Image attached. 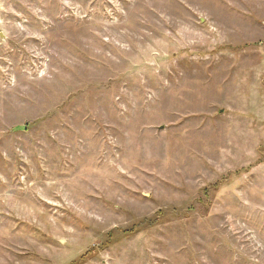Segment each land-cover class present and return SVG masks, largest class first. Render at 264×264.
I'll return each instance as SVG.
<instances>
[{"label":"rangeland","instance_id":"374dc122","mask_svg":"<svg viewBox=\"0 0 264 264\" xmlns=\"http://www.w3.org/2000/svg\"><path fill=\"white\" fill-rule=\"evenodd\" d=\"M0 264H264V0H0Z\"/></svg>","mask_w":264,"mask_h":264},{"label":"water","instance_id":"95a60500","mask_svg":"<svg viewBox=\"0 0 264 264\" xmlns=\"http://www.w3.org/2000/svg\"><path fill=\"white\" fill-rule=\"evenodd\" d=\"M26 130V127L25 126H17V127H14L11 132L12 133H16V132H24Z\"/></svg>","mask_w":264,"mask_h":264},{"label":"trees","instance_id":"16d2710c","mask_svg":"<svg viewBox=\"0 0 264 264\" xmlns=\"http://www.w3.org/2000/svg\"><path fill=\"white\" fill-rule=\"evenodd\" d=\"M151 223V222H150ZM114 236V235H113ZM108 237H111V235H109ZM108 242H110V239H108ZM84 256H86V255H84Z\"/></svg>","mask_w":264,"mask_h":264}]
</instances>
